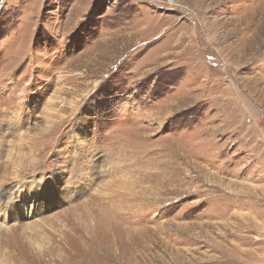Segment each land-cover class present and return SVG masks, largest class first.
<instances>
[{"label": "rangeland", "instance_id": "rangeland-1", "mask_svg": "<svg viewBox=\"0 0 264 264\" xmlns=\"http://www.w3.org/2000/svg\"><path fill=\"white\" fill-rule=\"evenodd\" d=\"M0 206V264H264V0H0Z\"/></svg>", "mask_w": 264, "mask_h": 264}, {"label": "bare ground", "instance_id": "bare-ground-1", "mask_svg": "<svg viewBox=\"0 0 264 264\" xmlns=\"http://www.w3.org/2000/svg\"><path fill=\"white\" fill-rule=\"evenodd\" d=\"M0 208H1V206H0ZM6 214V213H5ZM13 214V213H12ZM28 225V224H27ZM10 228H14L13 226L12 227H10ZM32 248H30V249H27L28 251H32L31 250ZM37 249V248H36ZM25 254V253H24ZM28 257V256H27Z\"/></svg>", "mask_w": 264, "mask_h": 264}]
</instances>
